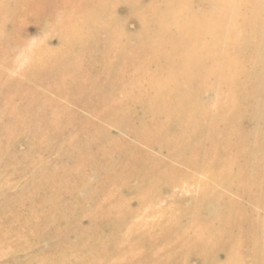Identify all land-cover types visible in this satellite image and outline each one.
<instances>
[{
    "label": "rangeland",
    "instance_id": "rangeland-1",
    "mask_svg": "<svg viewBox=\"0 0 264 264\" xmlns=\"http://www.w3.org/2000/svg\"><path fill=\"white\" fill-rule=\"evenodd\" d=\"M23 1L0 0L5 6H0V18L6 19L0 24V264H57L64 255H78L80 261L71 264H108V256L128 251L112 247L116 235L145 249L164 245L156 257L150 252L136 264L153 259H164L162 264H256L255 247L264 249V104L255 98L264 95V51L262 55L249 44H244L243 56L224 49L231 60L244 61V67L237 63L231 69L244 72L243 91L229 89L227 82L218 91H202L207 105L225 100L221 93L227 96L228 91L231 100L240 92L245 96L235 125L220 105L213 115L220 136L227 130L238 133L252 153L241 151L238 144L232 150L223 144L222 151L237 159L230 174L224 172L225 179L214 180L182 158L188 156L177 139L174 146L157 145L155 137L166 136L165 127L174 135L181 132L178 119L164 127L161 118L157 127L147 129L153 120L152 103L159 100L156 92L168 85L155 68L173 56L183 60L182 50L178 53L169 45L152 59L138 56L154 42L148 34L162 24L154 0ZM158 2L163 8L165 3ZM192 6L209 13L206 0H192ZM255 12L264 26V0H244V19ZM248 30L244 24V40ZM179 33L177 46L197 40L188 30ZM133 82L140 88L129 87ZM224 158L216 160V173L226 167ZM173 170L178 177H167ZM110 210L115 218L104 223ZM122 210L118 219L115 211ZM197 221L205 224L199 243L171 259V251L195 238ZM159 223L166 240L144 232V224ZM96 232L105 235L107 245L92 255L86 242L97 240ZM232 248L235 259L230 257Z\"/></svg>",
    "mask_w": 264,
    "mask_h": 264
},
{
    "label": "bare ground",
    "instance_id": "bare-ground-1",
    "mask_svg": "<svg viewBox=\"0 0 264 264\" xmlns=\"http://www.w3.org/2000/svg\"><path fill=\"white\" fill-rule=\"evenodd\" d=\"M24 1H25V3L26 2L28 3L29 0H27V1L24 0ZM158 1L165 3L163 8H162V6L158 7V4H159ZM206 1L208 3V6H209V9H208L209 13H207V14L203 13V12L201 13V12L196 11V10L194 11L193 6H192V0H156V1L154 0V2L151 4L153 5L154 8H156V10H157L156 14H157L158 18L161 19L162 24L161 23L159 24V26L161 25V27L157 28V31H155L153 34H150V33L148 34V36L153 38L154 42L152 43V45L149 46L148 51H145L144 54H138V56L145 55V56H147V58L152 59L153 57L157 56V53L159 51L162 52L161 49H163L166 45H169L171 49H173L174 51H178V53L182 50L181 51V57L183 58V60H180L181 62H179V60L177 62V59H175L176 57L173 56L174 58L173 57L169 58V60L165 61V63H163L160 68H158V67L155 68L157 75L160 76L159 78L164 79L163 82L162 81H160V82L165 83V81H167L168 85H166L167 87L165 86L164 89L162 88L163 90H160V92L159 91L156 92V93H158L157 96H159V98H158L159 100L152 103V106H151L152 108L150 110H151V114L153 116V120L151 122H149L147 129H148V131H150V130L154 129L155 127H157V125L160 124L161 118L163 119L162 125L164 127L166 126V123L169 120L178 119V121H180L179 124L181 125V129H180L181 132L178 135H174L171 131L168 130V128L165 127L166 136L162 137V136H160L161 134H158V137H155V141L157 142V145L158 144H160V145L166 144L169 146H174L173 141L177 139L180 142L181 146L183 147L185 155L188 156V157H186L183 155L182 156L183 159L189 160L188 163L190 165H192L194 167V169H197V170L198 169H201V170L204 169V172L207 175H209V177L213 178L214 180L216 178H217L216 180H219L221 178L225 179L226 175L224 176V174L228 173L229 169L231 171V168L233 167V164L236 163V159H237V157L234 153L227 152L225 154V151H222L221 146H223V144L228 145L229 150H232L233 146L236 144H238V147L241 151L246 150L249 153L252 151V149L248 145H244V139L238 133H235L232 135V132H230V130H227L225 135L221 134L222 136H220V134L216 130V126H217L218 122L216 121V119L213 115V111L218 105H220L221 107H223V111H224L223 114L225 116H227V119H229V120L232 118L233 121H231V123H232V125H235L236 116L240 112L239 108L242 105V100H244L245 96H244L243 92H240V95L237 94L238 96L231 100L230 98H231L232 94H229V91H228L227 96L225 94L222 95V93H221V97H225V100H221V99L219 100L218 99L217 102L216 101L214 102L216 104L207 105L202 100V91H203V89H208V88L218 91L220 88L223 87L222 85L225 82L230 84V87L228 86L229 89H232V87H234L235 90L237 89V90L243 91L244 86L242 85V82H241V79H242L241 75L244 72L239 71L238 73H232L231 69L237 63H238V66L241 65V67H244V61H243V63L240 64L239 61H237V60H231L228 57V54L223 53V50L224 49L233 50V53L237 52L243 56L244 55V44H249V45H252L253 47L257 48L258 52L259 53L262 52V55H263L264 49L262 46L264 43V26H262L263 24L260 23L261 17L256 12H255L256 14L253 13L252 15L250 13L251 17L249 16L250 17L249 19H244L245 18V16H244V0H206ZM5 3L6 2H4V4ZM8 3L10 4V2H8ZM1 4H0V6L3 5V4L2 5ZM102 4H105V3H102ZM2 8H5V6ZM68 9H70V8H68ZM68 9H66V11ZM2 11H3V9H2ZM4 12H7V10H5ZM9 14H7V15H9ZM67 15L68 14H66V16ZM1 19H5V18H2V17L0 18V24L1 23L4 24V21L1 22ZM62 21L60 22L61 24H62ZM64 22L65 21H63V25L66 24ZM66 22H67V20H66ZM5 23H7V22L5 21ZM244 24H245V28L249 29L245 40H244V33H246V32L244 31ZM5 26H6V24H5ZM85 26H86V24H85ZM183 29L190 31L191 34L194 33L193 37H197V40L194 42H190L189 45H187V46H177V45H179V43H178L179 36H180L179 32H181ZM2 32L3 31H1V33ZM0 37H3V36H0ZM4 38H5V36H4ZM5 39L6 40L8 39L7 36ZM0 43L2 44V42H0ZM3 43H5V41ZM146 44H145V46H146ZM149 44H150V42H149ZM249 45H248V47H249ZM38 52H40V51H38ZM79 52H81V51H79ZM254 52H255V50H254ZM258 52H257V55H258ZM178 56H179V54H178ZM4 57H5V55H4ZM141 57H143V56H141ZM181 57H180V59H182ZM30 58H32V57L30 56ZM258 59L262 60L263 57L260 56V57H258ZM75 60H76V58H75ZM140 60H142V59H140ZM254 61H256L255 58H254ZM142 65H143V63H142ZM142 65H141V67H142ZM225 66H227L228 69L224 68ZM148 69H150L149 66L145 67V69H143V70L145 72H148ZM22 71H23V69H22ZM8 74H10V73H8ZM190 74L192 77L189 76ZM11 75H8L9 79L12 77ZM225 75H229V76L225 77ZM1 76H2V73H1ZM4 77L7 78V75ZM0 80H2V79H0ZM190 80H194V83L191 84ZM132 81H133V79H132ZM137 82H133L131 85H129V87L135 88V89L140 88ZM188 85H192V89H190L191 87L189 88ZM12 86H13V84H12ZM1 87H2V85H1ZM30 87H31V85H30ZM161 87H164V86L162 85ZM3 88H6L5 84H4ZM7 88H10V86ZM13 88L14 87H12V90H13ZM26 89H28V87ZM5 91L3 92L5 96L10 95V94H7L9 92V89H8V92H5ZM10 91H11V89H10ZM10 93H14V92L12 91ZM17 94H19V93H17ZM4 95H3V97H5ZM11 96H14V95H10L9 97H11ZM18 96H21V95L19 94ZM9 97H8V99H9ZM148 98H149V96H148ZM255 98H256V101L259 102V103H257L258 105H260V103L264 104V95L263 96L259 95ZM5 99H7V98L5 97ZM24 99H26V98H24ZM151 99H153V98H151ZM224 101H226L225 102L226 104L223 103ZM13 102L14 101H12V104H13ZM9 104H11L10 101H9ZM117 108L118 107H116V110H117ZM147 109H149V108H147ZM120 110H121V108H120ZM122 112H123V110H121L120 113L116 112V114H118V116L120 117ZM147 112H148V110H147ZM19 116H20L19 118H21V115H19ZM40 118L41 117H39V120H40ZM46 121H44L43 123L46 124L45 123ZM51 121H49V122H51ZM55 121H56V119H55ZM224 122H226V125H228V121H224ZM31 123H32V120H31ZM55 123H57V122H55ZM55 123L53 124L51 122L50 124L56 125ZM229 124H230V122H229ZM58 125H60V124H58ZM51 127H55V126H51ZM9 129H11V128H9ZM9 129H8V132H9ZM13 129H14V127H13ZM14 131H15V129H14ZM25 131L27 132V130H25ZM38 131H39V128H38ZM42 131H40V132H42ZM5 132H7V130ZM43 132H47V131H43ZM36 133H35V135L38 137L39 134L37 133L38 134L37 135ZM13 134H15V132ZM44 134L46 135V133H44ZM48 134H50V133H48ZM9 135L10 134H8V136ZM236 138L239 139V141ZM206 140H208L209 143L205 146L204 141H206ZM32 141H34V140H32ZM235 141H237V143H235ZM0 149H2V148H0ZM171 151H174V149L171 148ZM221 157H225L228 161L227 164L225 165L226 167H224V169H226V170L223 169V170H221L222 172L219 170V172L217 171L218 173H216L213 169L216 167L215 163L218 162V161L216 162V160H218V159L220 160ZM261 160L264 161V157ZM221 162H223V159ZM218 164H219V162H218ZM262 168L264 170V165H262ZM240 169H239V173L244 174L243 171H241ZM173 171L166 173L167 172V169H166L165 173L168 175L167 177H170V178L178 177V174H176L175 171L174 172ZM228 174H230V173H228ZM240 176L241 175H239V177ZM51 177L53 178V176H51ZM84 186L86 187V185H84ZM0 188H2V187L0 186ZM108 189H110V187H108ZM184 209L185 208H183V210ZM6 210H7V207H6ZM9 211H10V209H9ZM164 212L165 211H163V213ZM113 213H114V211H113ZM113 213L111 211L110 213H106L104 215V218H103L104 223H110L113 220V218H115ZM115 213H117L116 216L118 219L121 217V215H124L123 210L122 211H115ZM33 214H32V216H33ZM5 217H6V214H5ZM178 218H180V217L178 216ZM219 221H220V219H219ZM222 221H223V219H222ZM262 222H264V221H262ZM202 223L200 224V221H197V225H195L194 230H193V235L195 237L194 239L190 240L189 242H186V244L184 246L176 247L173 251L170 252L171 254H169V255H171V259H172V257L174 258L176 255H182V254L191 252L193 250L192 248H194L199 243V239H200L202 232L204 230L203 228L205 227V224H202ZM260 224L263 226V223H260ZM160 225H161L160 223L156 224V225L144 224V227H145L144 232L146 234L152 233V237L155 239H163V240L165 239L166 240V238H164V234H163L164 230L162 229V227ZM130 228H131V226H130ZM255 228H256V225H255ZM260 230H261V227H260ZM262 230H263V228H262ZM31 231H32V228H31ZM256 232H257V230H256ZM96 233H98V232H96ZM114 235H113V237H114ZM98 236L99 237L97 238V240L93 241L94 240L93 239V240H91L92 242H90V241L86 242L87 243L86 245H88L87 247H89L92 255H95L94 252H97V250H96L97 248H105V246L107 245V244H105V241H106L105 237H104L105 235L102 236L99 234ZM92 238H93V236H92ZM146 240H148V239H146ZM112 241H113L112 247H113V245L116 246L117 251L120 252L123 249H126V250L128 249V251L127 252L125 251L126 253H123L120 255H118L117 254L118 252H117L116 254H112L111 256H108V258H107L108 264H136L138 261H141L140 258L147 257V255L150 252L152 253L153 257H156V254L159 253L162 249H164V245L163 246L155 245L154 247L152 246V248L150 247L151 249L148 248L149 249L148 250V249H145L146 248L145 246L140 245L139 243H136V241L127 242L124 240L123 237H118L117 235L114 237V239ZM254 241H256V240H254ZM258 242H260V241L258 240ZM217 243L221 245V244H223V240L219 238ZM261 244H263V243H261ZM261 244L259 246H261ZM109 245H111V242ZM259 251H261V252H259ZM263 252H264L263 247H262V249H261V247H259V250H258V248L255 247V253H256V255H258L256 258L259 259L256 264H264V257H262L264 255ZM234 255H236V250H234L232 248V251H230V257L235 259ZM62 256H63V254H62ZM238 258H239V256H238ZM163 260L164 259H161V260L153 259L152 261H149L146 264H162ZM72 261L79 262L80 259H79L78 255L77 256L76 255H74V256L73 255H68V256L64 255L63 259L61 257L57 264H65V263L71 264ZM87 261H90V260L88 259ZM44 264H46V263H44ZM83 264H86V262H83ZM182 264H186V263H182Z\"/></svg>",
    "mask_w": 264,
    "mask_h": 264
}]
</instances>
